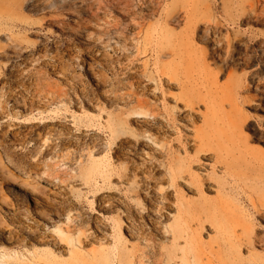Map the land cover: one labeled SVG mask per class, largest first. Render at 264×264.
Here are the masks:
<instances>
[{"label":"rangeland","instance_id":"374dc122","mask_svg":"<svg viewBox=\"0 0 264 264\" xmlns=\"http://www.w3.org/2000/svg\"><path fill=\"white\" fill-rule=\"evenodd\" d=\"M206 114L241 139L230 175L191 147ZM0 149L39 187L6 181L0 264H264V0H0Z\"/></svg>","mask_w":264,"mask_h":264},{"label":"bare ground","instance_id":"6f19581e","mask_svg":"<svg viewBox=\"0 0 264 264\" xmlns=\"http://www.w3.org/2000/svg\"><path fill=\"white\" fill-rule=\"evenodd\" d=\"M214 32H216V29H214ZM230 47V43L228 41L223 42L222 44L216 46L215 48H212L210 55H216L218 52H222L225 47ZM228 52V57L232 55V52L230 50H227ZM164 53V52H163ZM226 58V59H227ZM177 59L178 62L183 65L184 64V73L182 74L183 81L181 83V89L183 90L182 92L184 95H189L190 99L192 98V101L185 100L186 103L182 105V112L180 113L177 111V113L182 115L183 113L185 114L184 116L186 119H190V116L196 117L199 115L198 113L195 112V105H199L198 101L194 99L192 96L193 94V88L195 86H190L192 84V72L194 69L197 67L199 68L198 64L201 62L202 59V54L197 50V48H189L185 52H180L177 51ZM179 63H177V67L173 65V63H164L162 69L158 73L159 79H162L164 82V85H167L169 87H173V83H180L179 79V74H180V69L178 68L181 66ZM189 82V84H188ZM236 85V84H235ZM148 86V85H146ZM239 88H244L243 84L237 83L236 85ZM187 92V93H186ZM165 98H168V95H164ZM179 99H184V97H180ZM32 104V103H31ZM230 104V102H229ZM231 105V104H230ZM208 114V113H207ZM207 114L204 115L205 120L203 125H202V133L199 139H194L192 143V148L195 149V153L198 157H205L206 159H214L217 167H219L223 172H227L228 175L232 174L233 172V166L228 164V161H231L233 159H245L246 157L242 156H233L229 151L231 149H234L236 146H239L241 142V139L233 133L232 131H229L227 129L220 128L215 122V120L212 122L209 120V117H207ZM182 115V118H185ZM231 118V117H230ZM152 120L155 122H158V118L152 117ZM230 125L228 127L233 126L234 124L238 123V118H232L229 119ZM32 128H25L23 132L15 133L14 139L15 142H18L20 144H24L26 140H22L21 136L25 137H30L32 134ZM44 135V134H43ZM38 136H40V133H38ZM42 137V136H41ZM235 142H231L230 141ZM38 149V148H37ZM244 155H249L250 159H261L257 155L253 154V152H245L243 153ZM10 178V180H8ZM8 180V186L16 187L18 188L19 192H15L16 195L20 193L21 197L18 199L24 201L25 194L27 193L30 194H35L37 189L39 188L36 184V182H31L30 180H27L24 177H21L17 174H15L9 165L6 163L4 160V154L2 150L0 149V202L2 203H7L9 204L10 207H16V204L14 203L13 198L15 196L11 195L5 188L6 181ZM10 183V184H9ZM213 186L212 183H208V186ZM30 191V192H29ZM15 195V194H14ZM32 199H34V208L35 212L38 215L44 216L46 213V210L43 207L38 206L39 202L38 200L34 197V195H30ZM17 198V196H16ZM205 199H201V205L205 202ZM15 210H13V213L15 214ZM0 233L3 230L5 224L8 223V218L5 214L2 212V206L0 204ZM3 234V233H2ZM0 237H6V234L4 236ZM10 237V236H9ZM11 238V237H10Z\"/></svg>","mask_w":264,"mask_h":264}]
</instances>
